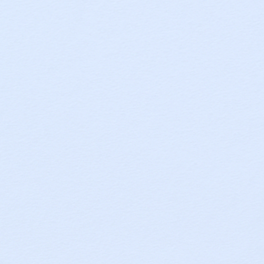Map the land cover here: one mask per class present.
<instances>
[{"label":"snow or ice","instance_id":"6c2138e0","mask_svg":"<svg viewBox=\"0 0 264 264\" xmlns=\"http://www.w3.org/2000/svg\"><path fill=\"white\" fill-rule=\"evenodd\" d=\"M0 264H264V0H0Z\"/></svg>","mask_w":264,"mask_h":264}]
</instances>
